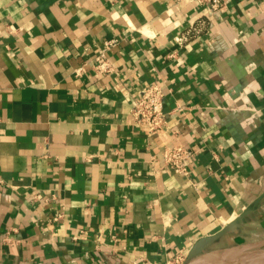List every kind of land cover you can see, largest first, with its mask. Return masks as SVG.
Instances as JSON below:
<instances>
[{
  "label": "crops",
  "instance_id": "crops-1",
  "mask_svg": "<svg viewBox=\"0 0 264 264\" xmlns=\"http://www.w3.org/2000/svg\"><path fill=\"white\" fill-rule=\"evenodd\" d=\"M152 84L158 134L131 113ZM0 121V264H184L232 223L212 249L264 240V0H0Z\"/></svg>",
  "mask_w": 264,
  "mask_h": 264
},
{
  "label": "built area",
  "instance_id": "built-area-1",
  "mask_svg": "<svg viewBox=\"0 0 264 264\" xmlns=\"http://www.w3.org/2000/svg\"><path fill=\"white\" fill-rule=\"evenodd\" d=\"M199 5L209 8L212 12L222 10L229 0H196ZM202 27L204 22L201 23ZM198 27L189 29L186 34L180 38V42L187 41L193 32H198ZM200 30V28H198ZM118 44V39H112L105 42V50L97 58L96 69L102 73L113 72V64L109 60L108 52ZM165 92L161 86L152 84L147 87L143 95L138 98L131 109L135 123L145 127L150 134H158L166 125V114L164 111ZM1 126V121H0ZM194 157V152L181 145L166 147L163 151L165 166L171 169L177 175L189 177V161ZM184 259L178 258L177 264Z\"/></svg>",
  "mask_w": 264,
  "mask_h": 264
},
{
  "label": "water",
  "instance_id": "water-1",
  "mask_svg": "<svg viewBox=\"0 0 264 264\" xmlns=\"http://www.w3.org/2000/svg\"><path fill=\"white\" fill-rule=\"evenodd\" d=\"M234 225L235 223H232L219 233L197 241L184 264H264V240L212 249Z\"/></svg>",
  "mask_w": 264,
  "mask_h": 264
}]
</instances>
